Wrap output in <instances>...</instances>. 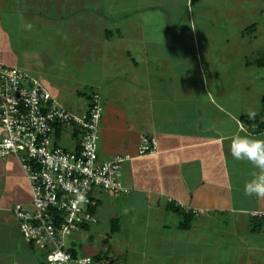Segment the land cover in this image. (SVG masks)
Returning a JSON list of instances; mask_svg holds the SVG:
<instances>
[{
    "label": "crops",
    "instance_id": "0c3cea01",
    "mask_svg": "<svg viewBox=\"0 0 264 264\" xmlns=\"http://www.w3.org/2000/svg\"><path fill=\"white\" fill-rule=\"evenodd\" d=\"M50 38L95 66L85 90L102 108L96 161L132 156L129 192L95 190L97 222L67 247L82 256L72 237L107 228L88 256L112 264H264V220L249 215L264 199L244 195L254 168L230 151L237 133L264 139V0H0V63L46 88L34 43ZM142 137L155 138L152 153L138 155ZM56 141L76 150L69 128ZM30 196L16 158H0V264H44L11 213Z\"/></svg>",
    "mask_w": 264,
    "mask_h": 264
},
{
    "label": "built area",
    "instance_id": "2783aa9c",
    "mask_svg": "<svg viewBox=\"0 0 264 264\" xmlns=\"http://www.w3.org/2000/svg\"><path fill=\"white\" fill-rule=\"evenodd\" d=\"M101 109L97 92L90 93L85 108L72 110L28 71L0 63V158H16L31 193L29 204L17 203L11 213L22 239L44 251L45 264H109L73 255L67 247L82 225L97 222L95 190L129 192L121 181L122 163L132 156L96 161ZM66 128L76 135V150L56 141ZM154 145V137H142L138 155L152 153ZM249 215L264 220L263 210Z\"/></svg>",
    "mask_w": 264,
    "mask_h": 264
},
{
    "label": "rangeland",
    "instance_id": "374dc122",
    "mask_svg": "<svg viewBox=\"0 0 264 264\" xmlns=\"http://www.w3.org/2000/svg\"><path fill=\"white\" fill-rule=\"evenodd\" d=\"M178 31H181V27ZM41 38L43 39V37ZM57 43L58 41L55 38L46 39L41 42L37 40V44L34 43V66L37 71L43 72V77L51 86V88L47 86V89L52 92L62 105L69 109L82 110L85 98L80 92L89 86L87 82L90 79L91 81L96 79V72L93 71L95 66H93V63L91 64V60L88 58L83 64H78V58L73 56L70 57L68 50L55 46ZM39 46H41V49H39ZM106 73L107 71L105 74ZM62 144H65L64 146L66 147H70L67 140ZM9 196L10 195L6 193H2L3 198L1 203L3 205H12V200ZM106 233L107 228L104 229L103 232L99 230L96 234L92 231H86L82 233V235H89L90 238L88 240H86L87 238L85 237H79V235L72 237V239L77 245L81 246L82 254L91 255L94 253L93 251H98L104 247L103 240L105 237L107 238L105 235ZM112 235L113 234H111V236Z\"/></svg>",
    "mask_w": 264,
    "mask_h": 264
},
{
    "label": "clouds",
    "instance_id": "9594fccd",
    "mask_svg": "<svg viewBox=\"0 0 264 264\" xmlns=\"http://www.w3.org/2000/svg\"><path fill=\"white\" fill-rule=\"evenodd\" d=\"M230 139L232 157L238 161L246 160L254 168L252 178L244 184V195L264 199V139L238 133Z\"/></svg>",
    "mask_w": 264,
    "mask_h": 264
},
{
    "label": "trees",
    "instance_id": "16d2710c",
    "mask_svg": "<svg viewBox=\"0 0 264 264\" xmlns=\"http://www.w3.org/2000/svg\"><path fill=\"white\" fill-rule=\"evenodd\" d=\"M91 92H96L95 90H84V91H82V92H80V94L81 95H83L84 96V98H85V100L87 101L88 99H89V95H90V93ZM262 104H263V106H264V97L262 98ZM259 127H261V128H264V124H260V126ZM181 227H187V225L183 222L182 224H181ZM115 231V225H114V223L111 225V233H113ZM71 252H72V254L73 255H76L75 254V252L74 251H72L71 249H69ZM95 258H98V259H105V260H107V258L106 257H95ZM109 262V264H112V261H108ZM45 264V263H44Z\"/></svg>",
    "mask_w": 264,
    "mask_h": 264
}]
</instances>
